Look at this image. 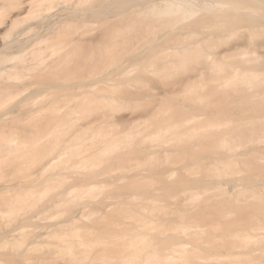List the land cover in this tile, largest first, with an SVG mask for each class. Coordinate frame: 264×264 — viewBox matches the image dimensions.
<instances>
[{"label":"bare ground","instance_id":"1","mask_svg":"<svg viewBox=\"0 0 264 264\" xmlns=\"http://www.w3.org/2000/svg\"><path fill=\"white\" fill-rule=\"evenodd\" d=\"M0 264H264V0H0Z\"/></svg>","mask_w":264,"mask_h":264},{"label":"rangeland","instance_id":"2","mask_svg":"<svg viewBox=\"0 0 264 264\" xmlns=\"http://www.w3.org/2000/svg\"><path fill=\"white\" fill-rule=\"evenodd\" d=\"M90 23V25H91V22H89ZM94 24V22H92V25ZM88 25V24H87ZM92 25H91V27H92ZM94 26H98V24L96 25V24H94ZM88 27H90L89 25H88ZM94 27H92L91 29H93ZM244 32V31H243ZM243 32L242 31H240V32H238L237 33V35H235L234 36V38L233 37H230L229 39H228V42H226V43H223V44H225V45H223V44H221L222 46H226L228 43H232V42H236V41H239V40H241V38H242V36H240L241 34H243ZM245 33V32H244ZM238 34H239V36H238ZM244 35V34H243ZM238 36V37H237ZM238 39V40H237ZM178 67V66H177ZM249 67H251V68H253V65L251 64V65H249ZM177 68H173L172 69V71L170 70V73H173V75H174V71L176 70ZM261 69V68H260ZM155 71H156V68L154 69ZM158 72V71H157ZM157 72H154L152 75V78H151V81H148L147 83H145V84H143L142 85V87L145 89H147V88H150V86H151V88H154V87H162V86H164L165 85V83H164V80H165V78L160 74V73H158V74H156ZM157 77H159V78H157ZM155 78V80H153ZM162 80H161V79ZM170 79H172V80H174V79H176V77L175 76H171V78ZM154 81V82H153ZM156 81H157V83H156ZM161 81V82H160ZM149 83V84H148ZM158 83H162V85H160V84H158ZM146 84H148V85H146ZM153 85H155V86H153ZM145 86V87H144ZM149 86V87H148ZM153 86V87H152ZM132 87V89L134 88V86H131ZM165 87V86H164ZM148 90V89H147ZM152 90V89H151ZM186 90V89H185ZM176 97H179L178 99H180V100H182V102H183V104L184 105H187L188 107H195V106H199L198 105V103L196 102V101H191V100H189V99H186V95H184L182 92L180 93V94H178ZM189 100V101H188ZM120 101H124L125 102V100L124 99H121ZM120 101H118V102H116V110H117V112L114 110V114H120V117H121V115L122 116H124V114H126V115H128V114H135V115H141V114H144L145 112H146V109H145V101L144 100H139V101H135L134 103H133V107H132V104L130 105V104H127V102H125V103H123V102H120ZM187 101V102H186ZM208 101V100H207ZM213 101V99H211V102ZM120 102V103H119ZM190 102V103H189ZM193 104H192V103ZM119 103V104H118ZM123 104V105H122ZM118 105H119V108H122L123 107V109H119V108H117L118 107ZM121 105V106H120ZM128 105V106H127ZM127 106V107H126ZM135 106V107H134ZM160 107H158V109L157 110H154L152 113H154V112H159V113H163V114H170L171 112H172V110L170 109H165L166 107H167V105H159ZM129 107V108H128ZM211 107L212 106H210L209 108L211 109ZM153 108V107H152ZM120 112H119V111ZM212 111L214 110L213 109V107H212V109H211ZM162 111V112H161ZM170 112V113H169ZM199 112V113H198ZM196 114H198L199 116H200V118L202 119L203 117H206V120L207 119H210V118H212L211 117V115L209 114V112L208 111H198ZM160 114V115H161ZM165 114V115H166ZM202 114V115H201ZM204 114V115H203ZM119 116V115H118ZM118 116H116V117H118ZM185 119H188V117L187 118H185ZM184 119V120H185ZM122 130H124L123 128H122ZM120 131H121V127L119 126V129H118V133H120ZM176 141H173V143H172V141L171 142H169L168 144L167 143H157L158 145H177V142L175 143ZM149 143V142H148ZM172 143V144H171ZM50 156V155H49ZM137 169V168H136ZM138 169H142L141 167H139ZM115 174V176H114V174ZM112 174L111 173H108L107 175H106V177H108V176H111V175H113V176H111V177H119V173H121V175H122V171H117V172H113ZM118 173V174H117ZM111 174V175H110ZM116 175H118V176H116ZM120 175V177H122Z\"/></svg>","mask_w":264,"mask_h":264}]
</instances>
